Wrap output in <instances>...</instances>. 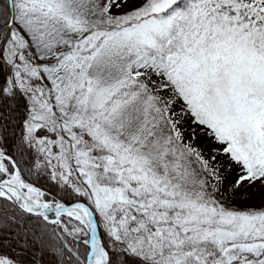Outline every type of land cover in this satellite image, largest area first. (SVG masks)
<instances>
[{
  "label": "snow or ice",
  "instance_id": "obj_1",
  "mask_svg": "<svg viewBox=\"0 0 264 264\" xmlns=\"http://www.w3.org/2000/svg\"><path fill=\"white\" fill-rule=\"evenodd\" d=\"M0 264H264V0H0Z\"/></svg>",
  "mask_w": 264,
  "mask_h": 264
}]
</instances>
